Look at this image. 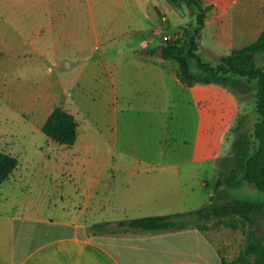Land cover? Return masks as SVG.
<instances>
[{
	"label": "crops",
	"instance_id": "1",
	"mask_svg": "<svg viewBox=\"0 0 264 264\" xmlns=\"http://www.w3.org/2000/svg\"><path fill=\"white\" fill-rule=\"evenodd\" d=\"M218 2L222 55L259 37L264 0ZM176 8L168 0H0L1 66L16 63L17 74L45 90L47 112L34 130L44 132L50 113L63 105L77 121L93 115L112 144L97 172L77 171V155H63V147L48 159L63 158L68 168L39 172L60 184L17 182L0 197V264H222L227 258L208 229L118 225L193 210L195 192L210 185L199 171L210 159L200 153L209 146L208 131L231 123L235 113L234 93H218L212 83L187 84L177 62L163 58L164 36L184 32L160 36V22ZM133 36L140 37L137 44ZM190 107L197 111L196 139L176 144L167 114L178 118ZM131 122L138 126L133 135ZM43 143L44 137L36 142L34 163L43 160ZM126 145L138 152L118 148ZM108 221V229H95Z\"/></svg>",
	"mask_w": 264,
	"mask_h": 264
},
{
	"label": "rangeland",
	"instance_id": "2",
	"mask_svg": "<svg viewBox=\"0 0 264 264\" xmlns=\"http://www.w3.org/2000/svg\"><path fill=\"white\" fill-rule=\"evenodd\" d=\"M201 2L204 6L210 4V9L207 13L202 35L198 39L199 54L206 61L218 64L223 54L218 49L219 2L218 0H201ZM176 9L173 14H168L169 21L160 22L162 29L160 36L162 37L164 33H177L183 28L184 32H180L183 33L180 38L187 41L196 28L199 9L196 4H191L187 0H182L180 7ZM139 41L140 37H132V44H137ZM130 56L126 55V57ZM1 59L3 63L5 61L3 51H0ZM6 60L8 61V59ZM258 63L260 65L264 64L263 55L259 56ZM20 68L13 62L2 66L0 63V149L16 155L19 159V168H16L11 176L0 184V197L9 193L11 186L16 185L17 182L22 184V186H51L55 182L60 184V179L52 180L51 176L46 177L44 174L39 173L48 169L51 171L60 167L68 168L63 158H61V162H52L48 159L49 155L54 158L61 151L63 155L68 153L74 156L73 153H75L79 159L76 163L77 171L97 172L103 168L106 156L112 151V144L105 135L107 130L104 127L100 128L97 126L93 121V115H78L80 128L79 138L75 145L68 146L57 143L49 139L45 132L34 130V125L41 122L47 112L45 109L42 110V95L45 94V90H41L40 83H37L34 78L27 77L23 73L17 74L20 71L22 72ZM191 69L195 72L198 71L199 67L196 59H191ZM228 78L230 83L227 85L221 83L210 84L212 88L220 89L218 93L226 89L230 93L235 94V102L233 103L235 113L232 115L231 123L212 127L208 131L210 137L209 146L204 148V152L200 153L201 155L209 156L210 159L199 164L201 165L199 171L210 185L202 188L201 195L195 192L192 207L194 209L207 204H233L237 199L264 200V190L259 189L254 183L246 180H243L240 185L232 187L224 185L220 190L216 191V179L220 176L228 175L237 165L236 153L241 146L248 147L247 152L252 153L258 144L254 136L256 122L260 118L257 112V98L255 95L257 80L248 79L247 77L240 78L232 74H229ZM167 117L170 119L168 124L170 129L168 130H170V134H173L176 144H182L186 140L193 142L196 139L198 117L195 107H190L188 114L180 115L181 121H179V117L176 118V114H167ZM130 125L131 129H133V135L138 131V126L136 122H131ZM39 133H42V137H39ZM43 137V160L40 163H34L32 158L39 153L36 142L42 141ZM184 144L189 145L188 143ZM61 148L67 149V151H60ZM118 148L138 152L135 146L128 147L126 145V147ZM143 148L141 147L142 150ZM219 164L221 169L218 167ZM21 172H23V175L18 177V173ZM195 181L197 183L198 178ZM256 220L259 232H264V215L257 216ZM207 224L209 225L208 230L213 241L218 242L222 253L227 256L229 261L235 259L245 245V233L241 229L217 225L215 220H210Z\"/></svg>",
	"mask_w": 264,
	"mask_h": 264
},
{
	"label": "trees",
	"instance_id": "3",
	"mask_svg": "<svg viewBox=\"0 0 264 264\" xmlns=\"http://www.w3.org/2000/svg\"><path fill=\"white\" fill-rule=\"evenodd\" d=\"M174 7H180L182 0H168ZM196 4L199 12L196 28L192 36L185 41L183 38L167 39L164 45L163 58L174 59L178 64V73L187 84L230 83L229 74L257 80V112L254 136L257 147L254 152H247L248 147L241 146L236 153L237 165L226 176H220L216 181V191L226 185H240L243 180L254 183L264 190V64L258 63L259 56H264V30L259 37L241 48L233 49L229 54L221 56L218 64L206 61L199 54L198 39L202 35L210 5L204 6L201 0H187ZM191 59H196L198 71L191 69ZM43 131L53 141L68 146L74 145L79 134V123L75 116L63 105L56 106L43 125ZM238 145V144H237ZM16 155L0 149V184L7 180L18 167ZM264 215V200L237 199L233 204L203 205L187 212L168 215H153L118 222L120 226L139 228L150 231H165L170 229L197 226L207 230L210 220L217 225L241 229L246 236V242L239 255L229 261L223 258L222 264H264V232H259L256 217ZM110 221L96 223L95 229H108Z\"/></svg>",
	"mask_w": 264,
	"mask_h": 264
},
{
	"label": "built area",
	"instance_id": "4",
	"mask_svg": "<svg viewBox=\"0 0 264 264\" xmlns=\"http://www.w3.org/2000/svg\"><path fill=\"white\" fill-rule=\"evenodd\" d=\"M164 38L167 40V39H177V38H179V36H173V37H170V36H168V35H165L164 36Z\"/></svg>",
	"mask_w": 264,
	"mask_h": 264
},
{
	"label": "water",
	"instance_id": "5",
	"mask_svg": "<svg viewBox=\"0 0 264 264\" xmlns=\"http://www.w3.org/2000/svg\"><path fill=\"white\" fill-rule=\"evenodd\" d=\"M161 52H162V54H163V48H161Z\"/></svg>",
	"mask_w": 264,
	"mask_h": 264
}]
</instances>
